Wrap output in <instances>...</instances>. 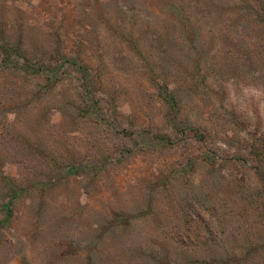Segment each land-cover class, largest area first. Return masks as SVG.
<instances>
[{
	"label": "rangeland",
	"instance_id": "rangeland-1",
	"mask_svg": "<svg viewBox=\"0 0 264 264\" xmlns=\"http://www.w3.org/2000/svg\"><path fill=\"white\" fill-rule=\"evenodd\" d=\"M263 20L0 0V60L26 57L0 69V264H264Z\"/></svg>",
	"mask_w": 264,
	"mask_h": 264
},
{
	"label": "trees",
	"instance_id": "trees-1",
	"mask_svg": "<svg viewBox=\"0 0 264 264\" xmlns=\"http://www.w3.org/2000/svg\"><path fill=\"white\" fill-rule=\"evenodd\" d=\"M264 22V20H263ZM3 58L0 60V69H5L12 66H17L19 64V59H26L24 52L22 51V46H16L12 48H3ZM16 59V63L12 62L13 59ZM168 93V92H167ZM170 98L168 99L169 110H168V117L170 122H173L179 114H181L182 106L180 105L178 98L175 94L168 93ZM204 136V135H203ZM256 150V149H255ZM263 154H261L262 156ZM20 195L19 191H14L13 195L11 196L12 199L18 198Z\"/></svg>",
	"mask_w": 264,
	"mask_h": 264
}]
</instances>
